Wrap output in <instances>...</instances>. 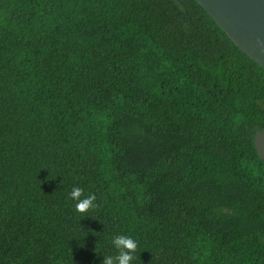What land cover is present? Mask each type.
I'll return each instance as SVG.
<instances>
[{
	"label": "trees",
	"instance_id": "1",
	"mask_svg": "<svg viewBox=\"0 0 264 264\" xmlns=\"http://www.w3.org/2000/svg\"><path fill=\"white\" fill-rule=\"evenodd\" d=\"M262 128L197 0H0V264H264Z\"/></svg>",
	"mask_w": 264,
	"mask_h": 264
},
{
	"label": "water",
	"instance_id": "2",
	"mask_svg": "<svg viewBox=\"0 0 264 264\" xmlns=\"http://www.w3.org/2000/svg\"><path fill=\"white\" fill-rule=\"evenodd\" d=\"M229 37L264 67V0H197ZM264 159V128L255 134Z\"/></svg>",
	"mask_w": 264,
	"mask_h": 264
},
{
	"label": "clouds",
	"instance_id": "3",
	"mask_svg": "<svg viewBox=\"0 0 264 264\" xmlns=\"http://www.w3.org/2000/svg\"><path fill=\"white\" fill-rule=\"evenodd\" d=\"M82 189L73 187L68 193L69 197L75 201V209L80 213H85L89 209L96 207L95 194H88L82 197ZM114 248L118 251V255H108L103 258L102 264H132L134 253L137 250V242L135 239L127 235H118L111 241Z\"/></svg>",
	"mask_w": 264,
	"mask_h": 264
}]
</instances>
